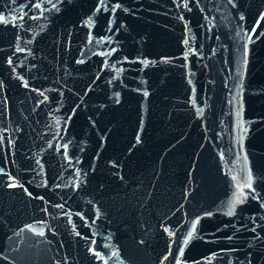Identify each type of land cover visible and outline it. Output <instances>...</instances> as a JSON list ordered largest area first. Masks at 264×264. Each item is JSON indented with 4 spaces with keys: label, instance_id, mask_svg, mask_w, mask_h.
<instances>
[{
    "label": "water",
    "instance_id": "water-1",
    "mask_svg": "<svg viewBox=\"0 0 264 264\" xmlns=\"http://www.w3.org/2000/svg\"><path fill=\"white\" fill-rule=\"evenodd\" d=\"M0 17V264H264V0Z\"/></svg>",
    "mask_w": 264,
    "mask_h": 264
},
{
    "label": "snow or ice",
    "instance_id": "snow-or-ice-1",
    "mask_svg": "<svg viewBox=\"0 0 264 264\" xmlns=\"http://www.w3.org/2000/svg\"><path fill=\"white\" fill-rule=\"evenodd\" d=\"M0 19H3V17H0ZM13 186H15V185H13ZM229 214H231V212H229ZM189 238H191V233L189 234ZM185 243H187V241H185Z\"/></svg>",
    "mask_w": 264,
    "mask_h": 264
}]
</instances>
